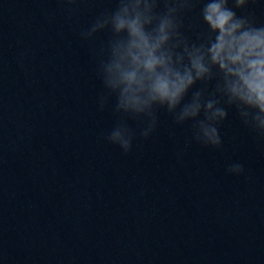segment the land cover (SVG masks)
I'll use <instances>...</instances> for the list:
<instances>
[{"label": "water", "instance_id": "obj_1", "mask_svg": "<svg viewBox=\"0 0 264 264\" xmlns=\"http://www.w3.org/2000/svg\"><path fill=\"white\" fill-rule=\"evenodd\" d=\"M114 8L0 0V264H264V139L234 108L219 148L166 109L144 138L115 95L101 108L111 34L81 33ZM236 11L264 24V0ZM198 15L184 17L192 42L206 27ZM121 119L135 131L128 153L106 139Z\"/></svg>", "mask_w": 264, "mask_h": 264}, {"label": "clouds", "instance_id": "obj_2", "mask_svg": "<svg viewBox=\"0 0 264 264\" xmlns=\"http://www.w3.org/2000/svg\"><path fill=\"white\" fill-rule=\"evenodd\" d=\"M114 3L113 10L102 12L81 33L85 39L105 29L111 34L97 66L106 90L101 108L115 95L114 112L141 119L144 138L157 126V109H166L176 124L192 121V139L214 148L222 146L219 125L234 108L254 138L264 139V24L236 11L249 0ZM196 6L197 26L206 27L192 42L182 29L185 15ZM198 82L202 86L185 102ZM134 137L135 131L121 119L106 139L128 153ZM228 171L239 175L244 167L234 163Z\"/></svg>", "mask_w": 264, "mask_h": 264}]
</instances>
